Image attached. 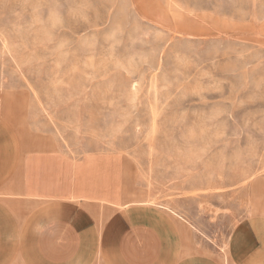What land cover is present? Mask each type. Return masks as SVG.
I'll use <instances>...</instances> for the list:
<instances>
[{
  "label": "rangeland",
  "instance_id": "374dc122",
  "mask_svg": "<svg viewBox=\"0 0 264 264\" xmlns=\"http://www.w3.org/2000/svg\"><path fill=\"white\" fill-rule=\"evenodd\" d=\"M0 114L222 245L264 188V0H0Z\"/></svg>",
  "mask_w": 264,
  "mask_h": 264
},
{
  "label": "crops",
  "instance_id": "0c3cea01",
  "mask_svg": "<svg viewBox=\"0 0 264 264\" xmlns=\"http://www.w3.org/2000/svg\"><path fill=\"white\" fill-rule=\"evenodd\" d=\"M125 159L21 135L0 114V264H264V188L222 245L191 220L130 201Z\"/></svg>",
  "mask_w": 264,
  "mask_h": 264
}]
</instances>
